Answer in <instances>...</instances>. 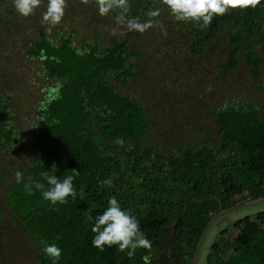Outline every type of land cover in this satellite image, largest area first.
Returning <instances> with one entry per match:
<instances>
[{"label": "trees", "instance_id": "16d2710c", "mask_svg": "<svg viewBox=\"0 0 264 264\" xmlns=\"http://www.w3.org/2000/svg\"><path fill=\"white\" fill-rule=\"evenodd\" d=\"M130 4L129 17L140 20L159 8L169 33L197 55L212 40L226 39L222 77L236 68L240 54L251 74H258L264 0L254 9L216 16L203 29L175 21L160 0ZM46 6L43 0L35 15L22 17L12 0H0V238L11 229L25 234L34 264H52L41 241L62 249L59 264H193L211 217L238 205L232 198L237 189L240 204L264 198V110L235 98L221 102L211 112L215 138L157 148L146 137V106L118 87L139 79L132 62L138 51L130 39L109 32L110 18L80 0H68L74 16L49 32L41 24ZM118 11L111 12L113 19ZM74 20L91 29L82 33ZM53 163L61 180L79 171L76 199L55 206L24 188L28 177L47 188L40 173L53 174ZM108 178L111 187L99 183ZM112 195L139 220L151 251L137 249L130 259L117 246L100 251L92 245L91 227ZM217 220L197 264H264V210L234 220L209 241Z\"/></svg>", "mask_w": 264, "mask_h": 264}, {"label": "rangeland", "instance_id": "374dc122", "mask_svg": "<svg viewBox=\"0 0 264 264\" xmlns=\"http://www.w3.org/2000/svg\"><path fill=\"white\" fill-rule=\"evenodd\" d=\"M75 11L78 12V9ZM90 13L91 9L88 15ZM73 16L71 8H67L64 19ZM111 16L110 12L109 32L119 38L128 37L138 51L132 62L136 63L139 79H129L125 85L118 84V87L146 106L149 124L146 137L157 148L166 149L205 136L215 138L216 125L211 112L221 102L235 98L264 110V53L257 51L262 63L256 76L251 74L240 54L236 68L222 77L219 63L225 60L226 39L219 37L212 40L204 54L197 55L192 53L189 43L181 42L179 35L169 33L168 18L163 12L157 18L163 29L153 27L143 34L118 26ZM146 20L141 19L142 22ZM74 22L76 28H82V33L91 29L85 28L84 21ZM163 30L167 32L166 36L162 34ZM18 45L21 46L20 43ZM239 192L237 189L232 196L237 204H240ZM263 210L264 202L220 216L212 225L207 240H213L234 220ZM0 239V264H34L33 247L25 234L11 229L5 238Z\"/></svg>", "mask_w": 264, "mask_h": 264}, {"label": "clouds", "instance_id": "9594fccd", "mask_svg": "<svg viewBox=\"0 0 264 264\" xmlns=\"http://www.w3.org/2000/svg\"><path fill=\"white\" fill-rule=\"evenodd\" d=\"M16 12L22 17L35 15L36 9L39 8L43 0H12ZM84 5L95 4L98 14L101 17H107L110 12L119 10L114 16L115 23L118 26L126 28L127 31H136L143 34L153 27H161L162 23L157 19L161 10L155 8L145 13L148 17L146 21H141L139 17H129L131 11L130 0H80ZM166 6L169 15L175 20L184 23H194L200 28H207L216 16H224L229 11L239 10L241 12L248 8L260 6L262 0H160ZM68 7V0H47L46 11L42 14V25H47V31L60 25L65 16ZM163 35H167L163 30ZM210 90V89H208ZM53 174L45 170L40 173V177L47 182L48 187L40 180H34L32 177L27 178L24 184L27 195L34 194L33 190L39 191L43 199L50 205L66 204L68 197L76 199L77 190L73 181L79 175L77 169H72L71 175H67L62 180L55 175L57 166L52 165ZM16 182L21 183L24 180L23 174L19 171L15 174ZM103 186H112V178L99 182ZM80 198L83 199V188L79 191ZM52 210H57L53 207ZM91 219V217H90ZM95 233L92 239V245L100 251L105 247L117 246L119 252L126 253L128 258H133L137 249H147L151 251L152 242L146 237L140 228L139 220L131 214L130 211L122 208L115 195L108 198V206L95 218L91 227ZM56 239H60L59 234ZM44 245L42 252L52 261V264H59L62 256V249L55 243L48 244L41 241ZM147 260V257L145 258Z\"/></svg>", "mask_w": 264, "mask_h": 264}, {"label": "water", "instance_id": "95a60500", "mask_svg": "<svg viewBox=\"0 0 264 264\" xmlns=\"http://www.w3.org/2000/svg\"><path fill=\"white\" fill-rule=\"evenodd\" d=\"M264 202V198H261V199H256V200H253V201H250V202H245V203H242V204H238V205H234V206H231L229 208H225L221 211H219L218 213H216L215 215H213L211 217V219L209 220V222L207 223L203 233H202V236L197 244V248H196V251H195V254H194V260H193V264H197V261H198V256H199V251L201 249V246H202V243L204 241V238L206 236V233L209 229V227L211 226V224L217 219L219 218L220 216L224 215V214H227L228 212L234 210V209H238V208H241V207H247V206H252V205H256V204H259V203H262Z\"/></svg>", "mask_w": 264, "mask_h": 264}]
</instances>
